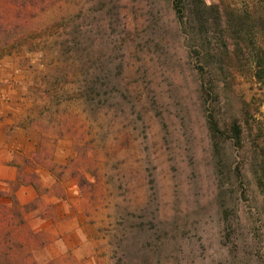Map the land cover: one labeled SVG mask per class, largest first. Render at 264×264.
I'll return each instance as SVG.
<instances>
[{
    "label": "rangeland",
    "instance_id": "374dc122",
    "mask_svg": "<svg viewBox=\"0 0 264 264\" xmlns=\"http://www.w3.org/2000/svg\"><path fill=\"white\" fill-rule=\"evenodd\" d=\"M194 51L167 0H59L2 31L0 151L12 165L30 160L22 172L49 190L24 213L46 241L35 264H244L236 219L261 237L252 213L262 202L248 158L226 143L234 192L223 230L206 116L236 115L241 97L264 116V83L248 61L215 76L205 101L210 70ZM262 253L253 246L247 264Z\"/></svg>",
    "mask_w": 264,
    "mask_h": 264
},
{
    "label": "trees",
    "instance_id": "16d2710c",
    "mask_svg": "<svg viewBox=\"0 0 264 264\" xmlns=\"http://www.w3.org/2000/svg\"><path fill=\"white\" fill-rule=\"evenodd\" d=\"M56 1L59 0H0V34L10 27L14 30L24 28L38 13ZM167 4L174 11L180 30L191 39L193 51L197 49L202 53V66L210 70L201 79H205L202 83H206V87H202L205 101L211 94V89L219 85L216 77L225 79L233 71L244 68L248 61L255 83H264V0H219L218 3H207L205 0H167ZM251 106L252 101L241 97L236 115L231 114L228 118L220 119L213 108H208L206 119L216 156L215 165L220 176L221 212L226 221L223 230L228 224L227 217L234 192L233 181L231 182L232 157L226 146L229 143L231 148H236L248 158L254 195L260 197L262 202L252 213L257 217L253 225L258 223L262 229L261 237L256 234L258 228L254 227V232L243 234L245 229L241 224L242 216L237 214L236 220L240 225V233L235 240L240 253L238 263H251L253 259L250 257V250L261 243L263 253L257 256V263L264 264V126L261 119L257 118L264 116L258 105ZM22 162H14L17 174L15 180L9 182V191L0 190V197L8 201L0 203V264H35L32 254L42 249L46 242L42 240L40 233H35L29 227L24 213L36 210L39 204L43 205L41 197L49 190L40 186L33 172H22L23 165L32 166L30 160L23 159ZM234 169L239 177L240 164ZM83 181L80 178L78 185L81 186ZM22 185L34 188L36 205L33 202H18L15 191ZM43 211L42 209L44 218ZM245 254H249V257L246 258Z\"/></svg>",
    "mask_w": 264,
    "mask_h": 264
},
{
    "label": "crops",
    "instance_id": "0c3cea01",
    "mask_svg": "<svg viewBox=\"0 0 264 264\" xmlns=\"http://www.w3.org/2000/svg\"><path fill=\"white\" fill-rule=\"evenodd\" d=\"M11 153L0 151V181L11 182L16 178V167L8 163L11 159ZM34 189L29 186L21 187L16 191V197L22 204H27L35 197ZM23 196H26L23 199Z\"/></svg>",
    "mask_w": 264,
    "mask_h": 264
}]
</instances>
